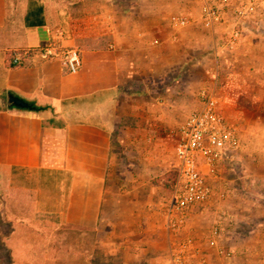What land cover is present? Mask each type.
Masks as SVG:
<instances>
[{
	"label": "crops",
	"instance_id": "1",
	"mask_svg": "<svg viewBox=\"0 0 264 264\" xmlns=\"http://www.w3.org/2000/svg\"><path fill=\"white\" fill-rule=\"evenodd\" d=\"M55 2L0 0V187L5 195L12 189L30 191L37 213L93 229L91 249L106 247L107 258L117 264H264L263 146L253 155L243 145L221 163L222 181L212 203L196 208L180 232L168 227V202L157 196L154 182L144 177L127 189L115 167L113 136L129 111L126 102L139 101L165 82L174 53H184L181 47L188 42L176 41L175 32L200 19L204 0H74L51 7ZM91 3L99 6L73 11L72 6ZM173 16L188 22L178 26ZM249 38L229 50L242 60L258 52L264 70V45ZM50 42L61 53L78 49L77 72L68 71L60 58L41 56ZM13 56L19 65L10 64ZM9 94L49 107L19 109ZM115 180L121 184L116 188ZM114 211L124 216L114 221ZM198 217H210V229Z\"/></svg>",
	"mask_w": 264,
	"mask_h": 264
},
{
	"label": "rangeland",
	"instance_id": "2",
	"mask_svg": "<svg viewBox=\"0 0 264 264\" xmlns=\"http://www.w3.org/2000/svg\"><path fill=\"white\" fill-rule=\"evenodd\" d=\"M24 1L17 0V4ZM68 1L74 0H56L50 6L56 8ZM212 1L204 0L203 5ZM238 1L231 0V6ZM97 6L91 3L72 7L73 11H83ZM231 6L224 20L228 24L232 20ZM262 9L264 13V6ZM225 27L217 24L206 28L200 18L189 30L176 31V41L188 42L181 47L184 53H174L173 67L165 82L157 85L152 94H141L139 101L126 102L129 111L120 119V132L113 136L112 149L115 167L127 189L146 177L157 186V196L169 202L178 175L177 131L202 103L203 92H212L218 98L225 119L237 127L242 145H247L251 154L259 151V145L264 147V70L260 55L248 54L249 59L242 60L235 49L223 47L229 36ZM241 35L238 45L247 42V35L253 43L264 45V14L246 18ZM117 185L121 184L115 180L114 187ZM256 188L262 186L257 183ZM146 190L143 188V193ZM213 199L212 196L206 205ZM124 205H128L127 197ZM111 216L116 221L124 215L114 211ZM131 217L132 214L127 217L128 224ZM198 218L206 230L210 229V217ZM94 238L95 234L62 223L54 214L37 213L32 192L12 189L5 195L0 187V264H117L107 258L106 247L91 249ZM91 253L92 262L88 259ZM252 264L261 262L254 260Z\"/></svg>",
	"mask_w": 264,
	"mask_h": 264
},
{
	"label": "built area",
	"instance_id": "3",
	"mask_svg": "<svg viewBox=\"0 0 264 264\" xmlns=\"http://www.w3.org/2000/svg\"><path fill=\"white\" fill-rule=\"evenodd\" d=\"M228 6L231 0L206 2L200 18L206 28L224 24L229 36L223 47L232 49L240 40L245 19L252 15L263 17L264 0H239L229 9L232 14L229 24L224 21ZM172 22L182 27L188 21L173 16ZM40 54L43 58H60L72 73L81 65L76 47L61 53L57 44L50 42L40 49ZM14 61L20 62V58L15 57ZM202 97L200 106L184 119L176 135L178 175L167 205L168 227L173 231L184 227L190 213L211 200L218 182L222 181L219 166L243 146L239 130L225 119L218 98L212 92H203Z\"/></svg>",
	"mask_w": 264,
	"mask_h": 264
},
{
	"label": "trees",
	"instance_id": "4",
	"mask_svg": "<svg viewBox=\"0 0 264 264\" xmlns=\"http://www.w3.org/2000/svg\"><path fill=\"white\" fill-rule=\"evenodd\" d=\"M15 57L16 56L11 57V60H10V64L13 65V66L20 64V62H15L14 61V58ZM26 101L30 104V109H28V110H31V111H42V110H45V109H47L49 107L47 105L37 104L33 100H26ZM80 230H81V228H80ZM83 230H85L86 232H90L91 234H94L95 233L93 229H83Z\"/></svg>",
	"mask_w": 264,
	"mask_h": 264
},
{
	"label": "water",
	"instance_id": "5",
	"mask_svg": "<svg viewBox=\"0 0 264 264\" xmlns=\"http://www.w3.org/2000/svg\"><path fill=\"white\" fill-rule=\"evenodd\" d=\"M8 100L13 106L19 109H30V104L25 99L17 95L9 94Z\"/></svg>",
	"mask_w": 264,
	"mask_h": 264
}]
</instances>
